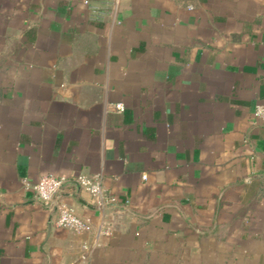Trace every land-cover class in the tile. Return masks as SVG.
<instances>
[{
  "label": "crops",
  "instance_id": "crops-1",
  "mask_svg": "<svg viewBox=\"0 0 264 264\" xmlns=\"http://www.w3.org/2000/svg\"><path fill=\"white\" fill-rule=\"evenodd\" d=\"M262 102L264 0H0V264H264Z\"/></svg>",
  "mask_w": 264,
  "mask_h": 264
},
{
  "label": "built area",
  "instance_id": "built-area-1",
  "mask_svg": "<svg viewBox=\"0 0 264 264\" xmlns=\"http://www.w3.org/2000/svg\"><path fill=\"white\" fill-rule=\"evenodd\" d=\"M94 17H100V15L98 16L95 11ZM115 109L119 113L125 111L122 104H116ZM254 115L257 120L264 123V102L256 106ZM262 139L264 142V134ZM262 153L264 155V149ZM145 178L144 176V179ZM24 185L33 193L36 202L46 207L55 206L57 218L54 222V226L56 228L68 230L78 235L90 233L93 227L89 220L82 218L72 207L59 201L61 194L64 193L66 189L77 188L91 196L94 199L95 207L101 218L104 217L106 208L117 207L115 198L108 194L104 185L103 176L100 175L93 177L82 175L75 178L48 175L42 177L33 187H29L27 182H24ZM99 233L108 234V232L103 229L100 230ZM88 257L89 252L87 250L83 259H87Z\"/></svg>",
  "mask_w": 264,
  "mask_h": 264
}]
</instances>
